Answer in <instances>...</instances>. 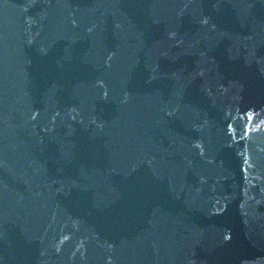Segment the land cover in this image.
Wrapping results in <instances>:
<instances>
[{
    "label": "water",
    "instance_id": "water-1",
    "mask_svg": "<svg viewBox=\"0 0 264 264\" xmlns=\"http://www.w3.org/2000/svg\"><path fill=\"white\" fill-rule=\"evenodd\" d=\"M0 264H264V0H0Z\"/></svg>",
    "mask_w": 264,
    "mask_h": 264
}]
</instances>
